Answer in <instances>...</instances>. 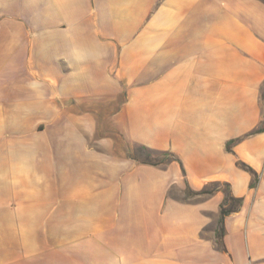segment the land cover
Here are the masks:
<instances>
[{"label": "crops", "instance_id": "1", "mask_svg": "<svg viewBox=\"0 0 264 264\" xmlns=\"http://www.w3.org/2000/svg\"><path fill=\"white\" fill-rule=\"evenodd\" d=\"M0 264H264V0H0Z\"/></svg>", "mask_w": 264, "mask_h": 264}, {"label": "trees", "instance_id": "2", "mask_svg": "<svg viewBox=\"0 0 264 264\" xmlns=\"http://www.w3.org/2000/svg\"><path fill=\"white\" fill-rule=\"evenodd\" d=\"M159 155L162 156V160L158 163H164L165 160L167 158H173L174 156L170 153H160ZM149 163H153V164H158V163H154L150 160H148ZM147 161V162H148ZM220 184H215L213 186V188H210V189H205L203 190L201 193L203 194H211L213 193L214 191L218 190ZM222 186V185H221ZM223 186L225 187V190H224V193H225V199L223 201V203L221 204V207H220V218H219V235L222 234L223 232V228H222V224H223V218L228 215L229 213L237 210L239 208V206L241 205V199L239 198H234L232 197L230 194H229V187L228 185H224Z\"/></svg>", "mask_w": 264, "mask_h": 264}, {"label": "rangeland", "instance_id": "3", "mask_svg": "<svg viewBox=\"0 0 264 264\" xmlns=\"http://www.w3.org/2000/svg\"><path fill=\"white\" fill-rule=\"evenodd\" d=\"M151 156V157H150ZM150 156H146V154L144 152H141V154H139V158L141 160H150L152 162H156L158 161L159 159H161L159 156H155V155H150ZM213 186H211L210 188H212ZM221 189L222 190H225V187L221 186Z\"/></svg>", "mask_w": 264, "mask_h": 264}]
</instances>
